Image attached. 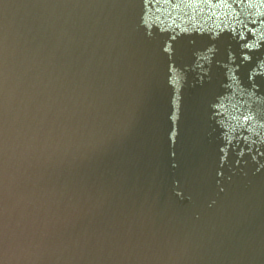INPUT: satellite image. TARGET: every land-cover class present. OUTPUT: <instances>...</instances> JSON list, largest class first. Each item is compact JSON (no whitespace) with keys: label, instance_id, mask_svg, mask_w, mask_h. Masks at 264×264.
Instances as JSON below:
<instances>
[{"label":"water","instance_id":"water-1","mask_svg":"<svg viewBox=\"0 0 264 264\" xmlns=\"http://www.w3.org/2000/svg\"><path fill=\"white\" fill-rule=\"evenodd\" d=\"M0 264H264V0H0Z\"/></svg>","mask_w":264,"mask_h":264}]
</instances>
